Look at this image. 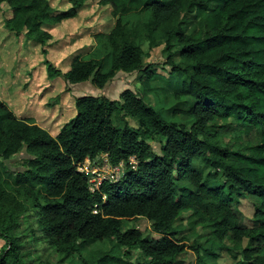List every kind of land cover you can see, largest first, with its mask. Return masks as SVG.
Returning a JSON list of instances; mask_svg holds the SVG:
<instances>
[{"label":"trees","instance_id":"trees-1","mask_svg":"<svg viewBox=\"0 0 264 264\" xmlns=\"http://www.w3.org/2000/svg\"><path fill=\"white\" fill-rule=\"evenodd\" d=\"M68 1L63 12L50 0H0V9L10 10L8 31L45 45L53 38L49 28L73 21L91 0ZM100 5L112 9L113 28L97 33L94 51L75 57L65 73L49 64V79L105 89L120 72L138 73L144 86L155 81L158 66L170 74L168 86L184 81L169 94L178 104L155 107L132 89L119 100L78 96L75 117L52 136L0 99V264H31L23 231L31 216L61 263L79 254L80 264H132L139 253L136 264H185L190 249L195 264H218L223 250L237 251V264H264V0ZM145 43L150 51L163 47L165 59L145 64ZM165 111L180 121L167 120ZM23 152L15 169L11 162ZM105 155L111 165L124 163L125 173L92 192L91 174L77 165L102 164ZM243 199L253 203V227L242 226L235 212ZM142 220L159 238L129 225ZM26 232L37 236L32 226ZM88 243L110 248L85 257Z\"/></svg>","mask_w":264,"mask_h":264},{"label":"rangeland","instance_id":"rangeland-1","mask_svg":"<svg viewBox=\"0 0 264 264\" xmlns=\"http://www.w3.org/2000/svg\"><path fill=\"white\" fill-rule=\"evenodd\" d=\"M50 1L58 11L63 12L70 7L68 0ZM79 12L78 17L73 21L65 22L62 26L56 28H49L53 38L45 45H41L33 39L29 41L23 35L17 36L8 31L5 20L10 16V10L6 6L0 9V60H2L1 64L5 71L4 79L2 78L0 86V99L8 105L17 117L34 121L42 128L48 130L52 136H57L63 125L75 117V98L78 96L107 97L111 100H119L120 94L126 89L140 90L144 95L148 92L139 81L138 73L126 74L120 72L105 89H98L89 82L73 85L69 88V85L64 82L63 76L55 77L54 81L49 79V64L65 73L70 69L72 60L75 57L88 55L91 52V48L92 52L94 51V45L97 43V39H95L97 33L108 32L114 26L115 21L111 15L112 9L100 5V0L89 1L88 6ZM149 15L148 13L147 16L149 17ZM143 49L147 53L144 58L145 64L156 65L159 60L165 59L163 47L150 51L148 43H145ZM89 58H91V55L87 56L86 59ZM108 67L109 64H106L105 68L108 69ZM155 68H157L155 70V81L152 83L151 92L145 96L155 107L171 110L178 102L169 97L171 96L169 94L171 91H177L184 81L179 79L172 88L164 80V78H169L170 74L167 75L161 67L156 66ZM164 69L171 68L165 67ZM155 87L157 89L161 87L164 90L160 91L159 89V95L157 96L154 93ZM163 113L164 117L169 121H180L178 116L173 118L166 111ZM130 121L135 126L138 124L136 119H130ZM151 144L157 151L160 150L157 141ZM25 156V152H23L11 162V166L15 169H21ZM201 164L199 160L195 163L196 166H202ZM204 170L206 173L209 171L206 167ZM235 212L238 213L242 226L253 227L256 225L253 219L254 206L252 201L243 199L235 207ZM183 215V220H186L188 214ZM34 218L31 216L23 219V231L29 238V243L25 245V248L31 250L29 255L30 263L80 264L79 254L61 263V256L57 255L55 249L44 238L39 225L34 223ZM129 225L138 226L145 237L159 238L152 231L151 224L146 220L131 221ZM29 226L36 230L37 236L35 239L29 232H26V228ZM191 244L189 242V245ZM4 247L5 242L0 240V254ZM244 247H249L248 240L244 242ZM109 248V243H88L82 246V254L88 257L93 250H107ZM138 255L140 254H134L132 264H136L135 260L139 258ZM220 256L218 264H237V261L241 258V256H238L237 251L228 250L220 252ZM196 257L194 251L188 249V252L181 260L185 264H195Z\"/></svg>","mask_w":264,"mask_h":264},{"label":"built area","instance_id":"built-area-1","mask_svg":"<svg viewBox=\"0 0 264 264\" xmlns=\"http://www.w3.org/2000/svg\"><path fill=\"white\" fill-rule=\"evenodd\" d=\"M130 161L132 168L135 169L137 165L135 158H131ZM77 170L80 173L91 174L90 189L92 192H96L103 182L114 183L119 181L125 173V164L111 165L107 155H105L102 164H93L91 160L87 159L84 163L77 165Z\"/></svg>","mask_w":264,"mask_h":264},{"label":"crops","instance_id":"crops-1","mask_svg":"<svg viewBox=\"0 0 264 264\" xmlns=\"http://www.w3.org/2000/svg\"><path fill=\"white\" fill-rule=\"evenodd\" d=\"M152 83H145L144 84V87L148 90V92L147 93H145L146 95H148V93H150L151 91V89H152ZM146 91V90H145ZM154 93L158 96L159 95V89H157L156 87H155V91H154Z\"/></svg>","mask_w":264,"mask_h":264}]
</instances>
